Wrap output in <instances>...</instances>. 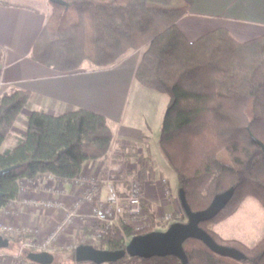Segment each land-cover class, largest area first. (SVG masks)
I'll list each match as a JSON object with an SVG mask.
<instances>
[{
    "label": "trees",
    "instance_id": "16d2710c",
    "mask_svg": "<svg viewBox=\"0 0 264 264\" xmlns=\"http://www.w3.org/2000/svg\"><path fill=\"white\" fill-rule=\"evenodd\" d=\"M59 1H48L47 20L30 59L66 73L85 62L98 68L110 66L130 51L143 49L134 77L142 87L168 96L158 149L190 210L203 211L216 195L234 188L227 205L200 228L218 245L243 253L247 264H264V235L247 246L223 239L209 227L231 216L246 198L264 209V34L238 42L225 28H217L189 41L177 26L188 7H173L174 0ZM29 98L22 90L0 97V148ZM112 140L111 125L100 114L84 109L56 116L33 111L23 138L13 148L0 150V170L13 167L1 177L0 209L18 196L23 181L43 175L75 181L88 161L107 156ZM131 152L142 178L149 169V155ZM182 215L180 222L186 221L183 209ZM156 228L153 223L137 233L125 228L126 238ZM90 231L81 227L74 242L105 250H120L127 244L119 232L99 244L83 242ZM0 235L8 240L0 253L18 252L22 238ZM194 241L183 243L186 264H234ZM28 252L20 254L21 261L35 264L27 259ZM51 255L52 264H75L73 248ZM127 262L181 264L174 256H126L109 264Z\"/></svg>",
    "mask_w": 264,
    "mask_h": 264
},
{
    "label": "crops",
    "instance_id": "0c3cea01",
    "mask_svg": "<svg viewBox=\"0 0 264 264\" xmlns=\"http://www.w3.org/2000/svg\"><path fill=\"white\" fill-rule=\"evenodd\" d=\"M48 1L33 0L28 4L21 0L14 2L0 0V97L14 90L27 91L30 94L26 107L17 118L0 150L5 151L13 147H4L9 138H13L16 143L23 138L27 117L33 111L56 116L68 111L84 109L100 114L111 125L113 134L106 158L112 163L116 176L124 174L122 179L115 181L117 191L121 194L127 191V179L135 172L133 166L136 165L141 177L140 168L133 160L131 151L141 156L148 154L149 169L141 178L144 194L143 210L157 226L155 231L165 230L171 223L162 222L159 218L168 214L182 213V207L176 176L174 181L170 177L159 178L160 176L150 169L152 159L144 132V128L149 127L150 123L144 113H141L146 108L140 99L146 95L150 97L151 95L146 91L150 89L142 87L134 77L142 51H137L138 54L133 56L134 63H127L129 55L134 53L132 51L113 65L98 68L85 62L79 69L66 73L34 62L30 59V53L46 23ZM177 2L176 7H188L187 13L180 18L177 26L189 41H194L217 28H225L238 42H245L264 34V0H178ZM131 91L133 99L130 104V101L126 102V98ZM104 159L88 161L81 175H97ZM47 177L48 175L41 176L35 188L28 193L34 194L35 197H43ZM163 180L166 181L165 186L162 184ZM57 183L64 194L60 196L53 194V198H59L66 207H71L75 196L80 192V187L75 181H57ZM99 187L100 199L104 200L107 195L105 184L100 183ZM165 187L170 189V199L164 193ZM259 206L260 204L254 199L246 198L231 216L209 227L223 239L237 240L247 246H253L264 235V213ZM80 210L83 214L87 213L86 207H81ZM14 212L16 213L12 217L14 222L36 226L41 236L48 232L56 218V214L46 211L19 208L14 209ZM81 227L69 229L63 237L72 235L73 241L70 243L76 244L75 233ZM89 235L90 233L82 241L88 240ZM59 246L64 248L62 238ZM234 264L247 263L235 261Z\"/></svg>",
    "mask_w": 264,
    "mask_h": 264
},
{
    "label": "built area",
    "instance_id": "2783aa9c",
    "mask_svg": "<svg viewBox=\"0 0 264 264\" xmlns=\"http://www.w3.org/2000/svg\"><path fill=\"white\" fill-rule=\"evenodd\" d=\"M133 167L135 172L127 179L128 189L124 194H120L115 187V180L122 176L121 174L116 176L112 163L105 158L97 175H80L75 180L80 187V192L75 196L71 207H66L61 199L53 198V194L60 196L63 193L54 176L48 175L43 197H35L34 194L28 193L39 181L21 182L18 196L0 210V232L10 238H22L23 242L17 257L0 253V264H25L20 259V254L25 250L52 253L60 248L63 249L59 246V241L71 228L90 227V235L86 241L93 244H99L116 232H119L126 241L125 228L135 233L149 228L152 221L143 210L144 195L141 177L136 165ZM100 183L105 184L107 191L104 200L100 199ZM162 184L165 186L166 181L163 180ZM164 192L169 195L167 187ZM81 207L87 208L86 214L81 212ZM19 208L29 211H50L56 214V218L48 232L41 236L36 226L21 225L12 220V217L16 215L14 209ZM182 216V213H175L165 216V220L163 218L162 220L168 222L173 219L171 222H180ZM78 245L80 243L72 244L65 249H72ZM75 264L91 263L75 262Z\"/></svg>",
    "mask_w": 264,
    "mask_h": 264
},
{
    "label": "water",
    "instance_id": "95a60500",
    "mask_svg": "<svg viewBox=\"0 0 264 264\" xmlns=\"http://www.w3.org/2000/svg\"><path fill=\"white\" fill-rule=\"evenodd\" d=\"M59 2V0H49ZM12 168L0 170L1 177L10 172ZM234 188L216 195L209 206L199 212H192L186 202L185 194L179 189V200L184 211L186 221L174 222L163 231H151L131 237L123 249L105 250L96 249L92 245H78L74 248L75 262H89L93 264L116 263L128 256L130 258L149 259L152 257H177L181 264H186L187 256L183 243L188 239L202 242L211 252L231 260L246 261L243 253L232 247L218 245L200 224L212 220L230 201ZM2 193L0 192V198ZM8 247V240L0 235V250ZM27 259L36 264H51L53 256L48 252H28Z\"/></svg>",
    "mask_w": 264,
    "mask_h": 264
},
{
    "label": "rangeland",
    "instance_id": "374dc122",
    "mask_svg": "<svg viewBox=\"0 0 264 264\" xmlns=\"http://www.w3.org/2000/svg\"><path fill=\"white\" fill-rule=\"evenodd\" d=\"M6 1L14 2V1H18V0H6ZM21 1H26L29 4L33 0H21ZM177 1L178 0H174L173 1V5H172L173 7L176 5V3H178ZM137 51H142L143 52V49L136 50V51H134V53H132V51H130L132 54H130L129 57L127 58V63L128 62L129 63L130 62L134 63V61H135L134 58L135 57H133V56L138 54ZM146 91L151 96L148 97L146 95L145 97H141L140 99L142 100V103L144 104V106L146 108L141 113H144V116H146L148 118L149 123H150L149 127L146 126V128H144L145 135L147 136L146 144H147V147H148V149L150 151L151 159H152L151 166H150L151 168L150 169L153 170V172H155V174L160 176L159 178H161V177H170L171 180L174 181V179H176L175 175L173 174V172L171 170H169L170 168L168 167L165 159L162 157V155H161V153L159 152V149H158V139H159V136H160V129H161V124H162V121H163V118H164V114H165V111H166V106L168 104V96L165 95V94L158 93V92H156L154 90H146ZM126 99H127L126 102L128 103V101H130L129 103L131 104L132 99H133L132 91H131V93L129 92V94H127V98ZM150 103H152V108H150ZM140 107H141V105H140ZM12 144H14V145H12ZM16 144L17 143L13 140V138H9L7 140V142H5V144H4L5 146L4 147L5 148L6 147H10V146L14 147V146H16ZM219 158L221 160L226 161V157H225L224 153H220ZM168 190H169V195H166L165 192L164 193L167 196V198L170 199V189L168 188ZM259 207H261V206H259ZM261 209H263V208L261 207ZM46 212H50V211H46ZM263 213H264V209H263ZM168 215H170V214H168ZM168 215H164L163 217L159 218V220L162 221V222H165L164 218H165V216H168ZM162 218L164 220H162ZM171 220H173V219H171ZM171 220L166 222V223H171L172 224V223L176 222V221H172L171 222ZM174 220H176V219H174ZM143 230H145V229H143ZM143 230H140V231H143ZM140 231H138V232H140ZM129 240L130 239L126 238L127 243H128ZM71 241H73V238H72V235H70V234H69L68 237H66V236L62 237V243L64 245V248L63 249H58V250H63V251L68 250V249H65V248L70 247V245L72 244V243H70ZM194 244H195V246H198V247H201V248H207L200 241H194ZM3 250H5V249H3ZM19 251H20V247H19L18 252H14V251L10 250L11 253H7V254L12 255L13 257L14 256L17 257L18 254H19ZM32 252H36V251H32ZM231 262H235V260H231Z\"/></svg>",
    "mask_w": 264,
    "mask_h": 264
}]
</instances>
